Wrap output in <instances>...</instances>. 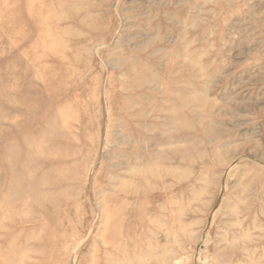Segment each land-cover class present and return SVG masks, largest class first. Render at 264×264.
Listing matches in <instances>:
<instances>
[{
  "label": "rangeland",
  "instance_id": "374dc122",
  "mask_svg": "<svg viewBox=\"0 0 264 264\" xmlns=\"http://www.w3.org/2000/svg\"><path fill=\"white\" fill-rule=\"evenodd\" d=\"M0 264H264V0H0Z\"/></svg>",
  "mask_w": 264,
  "mask_h": 264
},
{
  "label": "bare ground",
  "instance_id": "6f19581e",
  "mask_svg": "<svg viewBox=\"0 0 264 264\" xmlns=\"http://www.w3.org/2000/svg\"><path fill=\"white\" fill-rule=\"evenodd\" d=\"M52 124V123H51Z\"/></svg>",
  "mask_w": 264,
  "mask_h": 264
}]
</instances>
